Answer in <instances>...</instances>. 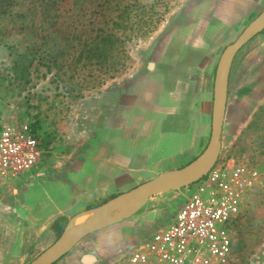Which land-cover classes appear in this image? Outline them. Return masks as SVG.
Wrapping results in <instances>:
<instances>
[{
	"label": "rangeland",
	"instance_id": "1",
	"mask_svg": "<svg viewBox=\"0 0 264 264\" xmlns=\"http://www.w3.org/2000/svg\"><path fill=\"white\" fill-rule=\"evenodd\" d=\"M7 4L0 14V128L34 124L50 150L33 174L0 184V264H29L57 240V215L80 216L205 151L220 57L264 10V0L243 26L209 25L215 3L207 0L0 1ZM263 40L264 32L236 54L228 99ZM251 109L241 133L230 110L215 165L238 160L258 172L232 227V264H264V99ZM113 142L128 154L117 156L120 173L108 180ZM104 181L117 192L88 196V186ZM186 182L117 223L123 232L112 239L120 250L106 244L101 254L100 230L56 264H82L83 248L97 264H128L136 244L172 222L188 197Z\"/></svg>",
	"mask_w": 264,
	"mask_h": 264
},
{
	"label": "built area",
	"instance_id": "2",
	"mask_svg": "<svg viewBox=\"0 0 264 264\" xmlns=\"http://www.w3.org/2000/svg\"><path fill=\"white\" fill-rule=\"evenodd\" d=\"M50 150L31 124L0 128V184L20 180L44 164ZM258 172L242 161L215 166L190 187L172 222L147 236L128 253V264H228L231 227Z\"/></svg>",
	"mask_w": 264,
	"mask_h": 264
},
{
	"label": "water",
	"instance_id": "3",
	"mask_svg": "<svg viewBox=\"0 0 264 264\" xmlns=\"http://www.w3.org/2000/svg\"><path fill=\"white\" fill-rule=\"evenodd\" d=\"M262 32H264V10L223 51L216 70L210 142L198 158L183 168L163 173L136 190L120 194L95 209L85 211L84 213L91 212L94 214L86 225L72 232H67V226L63 234L29 264H56L86 237L126 220L143 208L153 196L182 181H187L185 185L189 194L190 187L215 167L221 154V139L228 104L229 80L233 60L245 45Z\"/></svg>",
	"mask_w": 264,
	"mask_h": 264
},
{
	"label": "crops",
	"instance_id": "4",
	"mask_svg": "<svg viewBox=\"0 0 264 264\" xmlns=\"http://www.w3.org/2000/svg\"><path fill=\"white\" fill-rule=\"evenodd\" d=\"M212 3H215V6L211 9V12L208 14L210 25L212 22L216 21L218 25L221 26H243L245 25V21L251 16V13L255 9V5L259 0H207ZM262 50L255 51L249 58V63H251L249 69L247 70V74L245 77V82L243 80L240 84H238V88L236 90L233 99H228L226 117L224 121V128L226 127V121L228 115L231 113L233 115V128L238 130L239 133L243 130V122L247 123L251 120L252 114L250 109L253 106L260 107L262 105V100L264 99V40H263ZM257 61V62H256ZM252 110V109H251ZM188 137H183L182 139L187 140ZM123 153H127L126 150L122 151ZM121 147L119 143H112V151H111V164L110 170L106 173L108 175V180H113L114 178H118L120 173L119 167L116 164L117 156L121 153ZM128 154V153H127ZM129 169V168H128ZM99 177L97 171H95V175ZM103 177L104 174H102ZM109 181H104L103 183L95 182L93 185L88 186L86 192L88 196H92V199L104 198L106 196L112 195L117 192V185L110 186ZM66 215L64 213L57 215L58 216ZM67 216V215H66ZM243 216V203L241 206V213L237 220L233 223L236 224L239 222L240 218ZM121 224L112 225L100 232V236H97L96 241V249L100 251L102 254L101 248H104L106 244L111 246L112 252L115 250H120L119 243H116V240H113L112 237L115 234H120L123 232V226H119ZM232 225V227H233ZM232 239H233V255L228 264H232L234 260H236L237 255L235 254V239L234 232L232 231ZM112 242L110 243V239ZM85 250V256L81 259L82 264H97L96 261H93L94 256L88 254L90 248H83ZM104 254V253H103ZM105 255V254H104ZM95 262V263H94ZM67 264H76V261L70 259L67 261Z\"/></svg>",
	"mask_w": 264,
	"mask_h": 264
},
{
	"label": "trees",
	"instance_id": "5",
	"mask_svg": "<svg viewBox=\"0 0 264 264\" xmlns=\"http://www.w3.org/2000/svg\"><path fill=\"white\" fill-rule=\"evenodd\" d=\"M1 1V0H0ZM9 4H7V6H5L4 8H2V6H0V14H7L8 13V8ZM2 20V19H1ZM32 125V124H31ZM33 129L35 131H39L36 125H32ZM44 142V139H43ZM45 143V142H44ZM45 145V144H44ZM46 146V145H45ZM114 198V197H113ZM112 199V198H111ZM92 207L87 208L88 210H90ZM69 217L66 215H61L58 216L52 223L51 225V231L55 234L56 238L58 239L63 232L65 231V229L67 228L68 224H69Z\"/></svg>",
	"mask_w": 264,
	"mask_h": 264
},
{
	"label": "bare ground",
	"instance_id": "6",
	"mask_svg": "<svg viewBox=\"0 0 264 264\" xmlns=\"http://www.w3.org/2000/svg\"><path fill=\"white\" fill-rule=\"evenodd\" d=\"M93 216V213L86 212L78 217L71 219L67 228V232H72L80 229L81 227L86 225L93 218Z\"/></svg>",
	"mask_w": 264,
	"mask_h": 264
}]
</instances>
